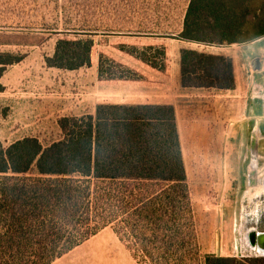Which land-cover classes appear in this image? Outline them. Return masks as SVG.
<instances>
[{"label":"trees","instance_id":"1","mask_svg":"<svg viewBox=\"0 0 264 264\" xmlns=\"http://www.w3.org/2000/svg\"><path fill=\"white\" fill-rule=\"evenodd\" d=\"M91 33L56 39L48 67L74 70L92 63ZM69 35H72L69 38ZM264 35V0H189L180 40L229 46ZM26 38V37H23ZM144 66L165 72V43L121 45ZM23 54L0 51V77ZM180 84L220 90L235 85L232 59L179 50ZM101 80L145 78L99 54ZM4 87L0 83V91ZM48 144L26 136L0 142V264H49L110 227L139 264H186V173L172 105L98 103L93 113L62 116ZM196 247V245H195ZM202 264H264L257 257L203 254Z\"/></svg>","mask_w":264,"mask_h":264},{"label":"rangeland","instance_id":"2","mask_svg":"<svg viewBox=\"0 0 264 264\" xmlns=\"http://www.w3.org/2000/svg\"><path fill=\"white\" fill-rule=\"evenodd\" d=\"M120 3L119 0H108V5ZM133 3L124 0V5ZM93 5L91 0H34V16L30 24H0V51L24 55L19 63L6 67L17 78L7 81V90L0 94V142L4 146L26 136L48 144L60 135L57 124L60 117L90 113L98 103L120 100L125 94L137 95L132 88L121 89L120 85L125 82L98 78L99 54L151 76L150 68L122 52L120 46L141 47L162 42L167 45L171 62L170 47L176 43L174 35L153 40L143 38L141 34L110 32L114 25L95 23L90 17L89 9ZM67 32L91 33L94 45L90 66L66 70L45 64L44 59L52 55L56 39ZM195 47L232 57L237 88L220 98L225 103V118L220 120L224 128L222 150L205 153L184 150L191 206L189 209L184 206L181 221L186 224L185 245L192 247L190 254L186 252L185 262L202 264L203 254L264 259L250 247L244 235L248 229L264 230V137L258 132L254 134V124L248 122V115H254L256 126L264 120V35L219 48ZM252 58L258 59L256 71L250 63ZM4 78L13 77L7 74ZM248 100L256 103L251 112H245ZM228 101L231 110L234 109L232 112L226 104ZM88 239L92 243H85L82 247L89 246V250L103 254L106 250L103 246L110 245L109 250L122 257L123 264H139L126 245H117L118 237L110 227H104Z\"/></svg>","mask_w":264,"mask_h":264},{"label":"crops","instance_id":"3","mask_svg":"<svg viewBox=\"0 0 264 264\" xmlns=\"http://www.w3.org/2000/svg\"><path fill=\"white\" fill-rule=\"evenodd\" d=\"M91 1L94 5L89 9L90 17L94 18L95 23L114 25L111 27L110 32L125 35L141 34L144 35L143 38L153 40H164L168 39L169 35H174L173 40L176 41L170 47L172 53L171 62H169L165 72L151 69L150 76L148 73L137 69L144 74L145 78L143 80H117L126 83L120 85L122 90L124 87H128L136 90L138 94L121 95L120 100L110 103L172 105L175 112L184 166H186L185 149L194 153H205L211 150L220 152L222 150V141L224 140V128L221 126L220 120L225 118V103L221 102L220 98L226 93H233L237 88V82L234 80V88L228 90L207 87H183L180 84L179 50L181 48L198 49L195 46H200V44L194 42L175 38L177 37L176 34L182 29L189 0H184L183 2H180V0H132L134 3L130 5H124V0H119L121 3L114 6L108 5V0ZM33 16L34 0H0V24L19 22L27 25L32 22ZM132 25H137V27H132ZM24 29L27 28L24 26ZM62 31L64 30L60 32ZM135 38L141 37L136 36ZM208 47L219 48L218 46H206V48ZM210 53L223 54L220 52ZM230 58L232 59V57ZM254 59H250L251 64ZM7 74H10L13 78L5 80L4 76ZM15 77L13 71L8 72L7 68L5 69L0 77V83L4 87L3 91L7 90L6 87L9 83L7 81ZM226 104L231 112L234 111V109L231 110L229 101ZM255 104L254 101H246L245 112L253 111L255 109L253 105ZM24 110L26 111L27 108H24ZM254 118V115H248V122H253L254 124L252 131L254 134L258 132L263 138L264 120L260 122V126H256L257 121ZM88 242L92 243L89 239L85 240L79 246L55 258L49 264H123L121 262L122 257L119 258L113 255V252L109 250L112 246H103V249L106 250H103V254H97L89 250V246L84 245L85 247H82L83 244ZM121 243L125 246L120 240L117 245Z\"/></svg>","mask_w":264,"mask_h":264},{"label":"water","instance_id":"4","mask_svg":"<svg viewBox=\"0 0 264 264\" xmlns=\"http://www.w3.org/2000/svg\"><path fill=\"white\" fill-rule=\"evenodd\" d=\"M258 59H254L252 62V67L256 71L258 70ZM250 247L256 250L261 256H264V230L256 231L255 229H251L250 241L248 242Z\"/></svg>","mask_w":264,"mask_h":264},{"label":"flooded vegetation","instance_id":"5","mask_svg":"<svg viewBox=\"0 0 264 264\" xmlns=\"http://www.w3.org/2000/svg\"><path fill=\"white\" fill-rule=\"evenodd\" d=\"M252 66H253V65H252ZM244 235H245V237H246V239H247V242H249V241H250V235H251V229L246 230V231L244 232Z\"/></svg>","mask_w":264,"mask_h":264}]
</instances>
